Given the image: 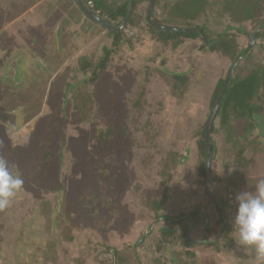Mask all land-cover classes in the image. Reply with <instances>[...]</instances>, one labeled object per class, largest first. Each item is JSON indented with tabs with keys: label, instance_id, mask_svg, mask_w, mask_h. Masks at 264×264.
Here are the masks:
<instances>
[{
	"label": "trees",
	"instance_id": "16d2710c",
	"mask_svg": "<svg viewBox=\"0 0 264 264\" xmlns=\"http://www.w3.org/2000/svg\"><path fill=\"white\" fill-rule=\"evenodd\" d=\"M73 1L84 14L76 0ZM136 1L138 0H135L134 4ZM143 1L149 7L156 4V0ZM82 2L85 7L87 2L91 3L90 8L86 7L87 10L105 25L90 19L85 14L84 16L96 27L103 29L109 41H105L100 50L77 59L75 73L79 75L65 77L63 71L55 69V64L47 58L46 52L36 51L31 56L27 52L28 60H26L22 54H19L21 51H27L26 45H22L20 51L14 53L16 60L14 59L13 64L30 62L29 64L34 65L35 71L41 70L44 73L40 76L41 80L45 79V84L41 86L43 90H37V94L46 93L47 84L55 86V83L49 79L53 76L50 72L58 71V80H67L62 90L66 97L64 95L59 117L60 126L57 127L58 137L55 142L48 137V131L51 120L56 117L47 114L42 118L45 120V125L43 123L35 125L34 129L32 128L33 133L25 137L24 146L21 149L17 146H9L11 138L25 128L30 119H41L42 111H44L43 106L40 105L42 100H34V98L29 102L24 100L23 106H18L20 108L10 103L6 107L0 106V158L8 161L13 176L23 179L24 183L20 190L29 191L35 197L28 211L29 217L32 216L31 220L24 215L15 221L18 208L13 209L10 206L12 203L6 207L5 213L0 211L2 218L10 214L14 222L11 239L4 240L0 237V264L45 263L48 252H45L43 246L36 245L34 239L23 245L20 237L43 235V232L47 230L50 235L47 239L50 247L53 245L51 248H55L57 238L51 235V232L65 220L67 224L75 225L77 228L71 232L70 242L79 230L89 231L87 236L91 238L94 246L92 252L96 251L97 239H103V241L107 239L105 233L98 232L99 229L113 227L118 243L133 251L131 259L133 264H140L138 262L140 246L150 236L156 235H159L157 250L161 245L171 242H175L176 246L185 247L180 254L172 253L173 264H196L194 249L198 247L211 248L215 255L221 254L223 257L225 254L224 257H227L231 250L239 246L235 243L236 233L232 225L227 222L228 200L216 197L210 190L214 182L211 165L217 154L213 136H218V130L223 129L224 142H227L231 148L236 147L238 142L241 145L249 136L252 141L260 138L264 140V62L249 75L240 76L236 73L240 61L255 45V39L263 38L264 40V24L262 33L255 31L251 35L240 27L233 28V24L238 21L245 22L258 16L261 1L168 0L172 3L171 12L175 22L171 25L158 23L148 13V17H142L141 22L136 21L134 5L127 18L131 0H126L116 8L110 7L103 0H82ZM126 18L127 22H125ZM218 20L222 21L221 24L226 22V25L216 38L209 39L206 29L220 24ZM133 28L134 34L125 33L127 29ZM58 29L56 38L60 41L63 34ZM47 33L49 31H45V34ZM237 36H245L248 44L238 46ZM192 42L198 43L199 46L196 51L189 49V62H192L191 57L194 54L216 53L221 59L229 60L230 64L224 78L217 80L210 91L209 103L206 110L200 113L202 120L198 122L191 119L193 114L187 112V108L191 106V100L197 97L195 89L197 81L194 82L197 78L190 72V66L182 72L169 69L166 66L169 56L164 53L169 47L170 55L173 56ZM45 44L47 48V43ZM121 61L123 64L116 67ZM126 63H131L129 69L125 67ZM4 65H10V61L2 56L0 71ZM232 67L227 85L223 90ZM113 68H116L114 74L110 71ZM19 71L22 73V70ZM155 71L160 72L162 78L168 79L170 88L168 91L171 92L173 103L176 101L181 106L180 109L175 110L173 107L171 110L175 114L174 123L165 119V109L168 106L166 101L163 102V98L166 94L159 95L157 91L159 87L153 79ZM105 76H108L113 85H121L120 88H122L112 91L115 87L112 86L109 92L103 91L101 83L109 80ZM36 84V82L32 84L31 90H36L33 87ZM13 92L14 90L9 93L0 91L3 98L10 100L11 103L14 98L18 99ZM68 94L73 101L74 118H79L70 123V127L73 125L75 130L74 136L70 134L68 127L69 113L67 114L66 111ZM159 96L162 97L161 100H158ZM213 109L207 149L205 130ZM2 113L4 115H1ZM215 123L219 127L218 130L215 129ZM181 125L183 126L181 131L180 129L177 131ZM167 132L169 135L165 138ZM181 137L184 139L190 137L184 149H180L177 145ZM155 139L158 140V145H155ZM152 142L153 144H150ZM166 143L169 144L166 146ZM70 149L73 155L68 156L67 151ZM246 149L240 148L239 155H243ZM192 150L201 158L198 164V177L202 179L200 182L208 188V197L215 207L213 216L216 218L206 217L197 212H192L186 217L170 216L168 213L170 208H173L168 191H171L172 186L176 185L179 179L178 167L175 165H182L189 161ZM263 150V148H257L256 152ZM141 151H146V158L152 161L153 165L149 167L152 171L149 173L144 170L128 171L126 167L123 165L120 167V163L114 161L117 155H128L130 159L138 160L137 157H140ZM67 160L68 166H64ZM62 169L66 174L62 172ZM127 171L131 178L128 183L125 181L124 189L127 193L124 196V193L121 194L123 188L119 183L122 182ZM136 173L139 176L134 178L132 175ZM236 175L235 171L230 174V181L227 183V186H230L228 195H234L240 191L238 182L234 181ZM180 178L189 179L187 176ZM140 179L143 182L145 179H154L152 188L142 189ZM77 184L80 186L77 187L78 193L74 200L76 211L71 216L67 214L68 212H63L61 207L66 194L71 187L75 190ZM12 201L13 198L10 202ZM54 215H57V220H51ZM195 217L200 219L201 227L206 233L212 231V228H208V221L215 220L218 226L216 235L194 239L192 233L196 227ZM2 218L0 221L3 220ZM78 219L82 221L80 226L76 224ZM141 220H146L148 223L143 227L144 230L138 232L137 227L141 225ZM122 222L126 223L127 227H121ZM29 230L32 233H29ZM135 230L138 232L136 237L133 236ZM179 230H181L180 233H178ZM131 241H134L133 245L127 246ZM106 252L113 259L119 255V251L114 246L107 247ZM179 255L184 256L188 261L180 263L176 260ZM239 256L238 264H248L246 255L239 254ZM91 260L95 264H102L96 256ZM116 261L119 262L118 264L128 263L122 254Z\"/></svg>",
	"mask_w": 264,
	"mask_h": 264
},
{
	"label": "rangeland",
	"instance_id": "374dc122",
	"mask_svg": "<svg viewBox=\"0 0 264 264\" xmlns=\"http://www.w3.org/2000/svg\"><path fill=\"white\" fill-rule=\"evenodd\" d=\"M55 2L57 5H61L63 16H60L61 11L58 12V14L53 15L54 16V23L59 28V32L64 34V44H58L57 48H52L51 50H48L46 48V55L47 58L51 59L52 62L55 64V69H57L59 66H63L64 60L69 57V55L72 53L73 46L75 49L80 44H83V41L87 38V31L82 26H86L91 24V22L88 23V20L85 19L82 23L83 25H80V28L76 29L75 27H78L77 21L79 20V17H77V12L75 13V5L73 0H66V4L62 3L63 0H51ZM106 4H108L112 8H116L117 6L124 3L126 0H103ZM261 1V9L259 10V15L255 16L254 18L242 22L238 21L233 24V28L240 27L244 29V31L251 35L255 31L263 32L262 25L264 24V0ZM19 6L21 5L18 4ZM56 5V6H57ZM85 5V4H84ZM171 5L172 3L168 2V0H156V4L149 10V6L147 3L143 0L136 1V4H134L135 9V15H136V21L140 20L142 21V17L147 16V13L150 11V17L153 18V20L157 21L158 23H162L165 25H171L175 24L173 21V13L171 12ZM130 6V5H129ZM86 7L90 8L91 6L86 4ZM53 9V6L51 7ZM37 9V8H35ZM40 9V7L38 8ZM50 18H48V22ZM180 22V20H178ZM220 24L213 25L211 27H208L206 29V34L208 35L209 39H214L217 37L218 34L221 33L224 25L221 24L222 21L218 20ZM178 22V23H179ZM177 23V22H176ZM181 23V22H180ZM94 28L92 31L96 32L98 31L97 28L93 24H91ZM36 27H30L27 28L28 31H33V29ZM52 29V28H51ZM52 31V30H51ZM129 31H134L133 29H129ZM128 31V32H129ZM127 34V31L125 32ZM236 42L238 46H246L248 44V39L245 36H237ZM199 44L196 42L189 43V45L183 49H181L179 52L174 54L173 56L170 55V48L167 47L165 50V55L169 56V58L166 60V66L169 69L175 70V71H186L188 67L190 66V72L193 73V75L197 78V80H194L197 86H196V93L197 97H194L195 99L191 100V106L187 108V112H190L194 116H192L191 119H195L198 121H201V115L204 110H206V107L209 103V96L210 91L212 90L213 86L215 85V82L219 80L220 78L223 79L226 75L227 69L229 68V60L227 59H221L218 57L216 53H201L198 55L194 54L191 57V61L189 62V49L197 50ZM117 62V61H116ZM115 62V63H116ZM264 62V40L263 38H257L255 39V45L250 50V52L240 61V65L238 66V69L236 70V73L240 76H246L249 75L250 72L254 69L259 68L262 63ZM30 62H23L22 64L14 63L16 67L12 65L10 62V65H4V69L2 68V71H0V91L1 92H10L11 90H14L13 94L16 93V98L13 99L12 103L10 100L4 99L3 95L0 93V106H7L9 103L14 106L18 107L20 105L23 106V101L27 100L33 101L34 100H42L40 105L43 106L44 111H42L43 116L40 117L41 119H30V121L27 123V126L25 128H22L20 132L14 136H12L10 145L9 146H17V148H23L24 146V139L26 136L31 135L33 133L34 126L37 124L43 123L45 125V116L53 117L55 116L56 119L51 120V125L49 127L48 131V137L52 140V142H55L56 138L58 137V129L57 127L60 126V110L63 106V98L64 93L62 90L65 87L66 81H59L58 78V71H51L50 73L53 75L52 78H49L53 83H55V86L52 84L50 86L45 88L46 93L44 94H37V90L41 89V86L45 84V79L43 78L41 80L40 74L42 73L41 70L35 71L34 65L32 66L29 64ZM35 63V62H34ZM7 64V63H6ZM120 64H123V61L118 62L116 67ZM131 66V63H126L125 67L129 69ZM116 69V68H115ZM113 68L111 71L112 74H114L116 71ZM19 70H22V73H20ZM18 72V74H16ZM42 73L41 75H43ZM78 74V73H77ZM156 74V75H155ZM79 75V74H78ZM74 76V72L73 75ZM105 78L109 79L108 76H105ZM153 79L155 80L154 83L159 87L157 91H159V95L161 93H165V97L163 98V102L166 101V105L168 106L167 109H165V119L168 121H172L175 118L174 111H171L173 107H175V110L180 109V104H177L176 101L173 103L171 92L169 88V82L167 78H162L160 75V72L155 71L153 72ZM193 81V80H192ZM37 83L36 85H33L36 90H31L32 84ZM209 82V83H208ZM103 91L110 90L113 87L112 91H116L117 89H121V85H113L110 79L107 82L101 83ZM30 87V90H29ZM43 90V89H41ZM59 90V93H58ZM33 91L34 93H30ZM48 92V93H47ZM62 92V93H61ZM168 92V93H167ZM15 97V95H14ZM66 97V95H65ZM162 97L159 96L158 100H161ZM18 100V101H16ZM68 105L66 108L67 111V120L69 122V132L70 134L75 135V130L73 125L70 127V123L73 121L79 120V118L75 119L74 112L72 110L73 101L71 98V95H67ZM170 101V102H169ZM170 103V104H169ZM40 107V106H38ZM170 107V108H169ZM200 107V108H199ZM20 108V107H18ZM17 108V109H18ZM53 113V114H52ZM1 115H4L3 113ZM196 115V116H195ZM200 115V116H199ZM201 119V120H200ZM194 120V121H195ZM161 121V120H160ZM196 122V121H195ZM174 123V122H173ZM172 123V125H173ZM179 123V121H178ZM72 124V123H71ZM88 125V124H87ZM84 126V125H83ZM89 126V125H88ZM87 128V126H84ZM177 127V126H176ZM183 126L181 125L179 128H177V131ZM33 128V129H32ZM175 128V127H174ZM215 129H219V127L215 123ZM223 129L218 130V136L214 135L213 138L216 141L217 146V154L214 157V161L212 162L211 169H212V177L214 179L213 185L211 186L210 190L214 193V195L218 198H222V200L226 199L228 200V204L226 207L228 220L227 222L231 225L230 219L231 216L234 213V207H233V196L234 195H228L230 191V186H227V183L230 181V174L231 172L235 171L236 176L234 177V181L238 182V186L240 191H254L256 184L260 180H264V150L261 152H256L257 148H263L264 149V140L262 138L257 139V141H252L251 137L249 136L246 141L242 142L241 145L238 142L236 147L231 148L227 142H224L225 135L223 134ZM42 135V133H41ZM169 135V132L166 133L165 138ZM189 138L184 139V137L180 138L177 142L178 147L180 149H184L185 145L188 144ZM158 140H154L155 145L157 144ZM167 142V140H165ZM169 142V141H168ZM246 142V143H245ZM150 144H153L150 143ZM161 143H159L160 145ZM169 143H166V146ZM191 144V143H190ZM158 145V144H157ZM259 146V147H258ZM193 147V146H192ZM240 148H247L243 155H239L238 150ZM179 149V148H178ZM179 149V150H180ZM67 155L71 156L73 155V151L70 149L67 151ZM139 156V155H138ZM146 151H141L140 157H137L138 160L130 159L128 155H117V158L114 160L115 163L119 162L120 167L122 165L126 167L125 169L128 171H143L144 172H151L152 170H149V167H151L153 164H151L152 161H150V158H146ZM168 159V157L166 156ZM246 159V160H245ZM19 160V158H18ZM31 160V159H27ZM171 160V159H170ZM245 160V161H243ZM113 161V162H114ZM201 161V158L198 157L195 152L191 151V157L189 161H186L185 164L182 165H175L178 167L177 174L179 176V179L177 180V184L172 186L171 191H168L169 197L172 200L171 203L173 204V208H170L169 215L170 216H179L183 215V217L188 216L192 212L202 213L203 216L206 217H213V214L215 215V207L213 203L210 201L208 197V188L204 185V183H201L202 179L198 177V164ZM68 160L64 163V166H68ZM171 165V163L169 164ZM126 172V175L124 176L123 180H121L119 183L120 186L123 188V192L121 193L124 196L127 193L126 189H124L125 181L126 183L129 182L131 175ZM62 172H64V169H62ZM134 178L135 176H139V174L136 173V175H132ZM187 176L189 179H181L180 177ZM132 177V178H133ZM241 178V180H240ZM159 179V178H157ZM154 180V179H153ZM153 180L152 179H145L143 182L140 179V187L143 189H151L153 186ZM138 181V180H137ZM136 181V182H137ZM48 184L50 182H47ZM80 185L77 184L75 186V190L71 187L68 194H66L62 211L68 212V215L72 216V213L76 211L75 209V197L77 195V187ZM155 189V188H154ZM226 196V197H225ZM41 199V197H39ZM35 199L31 192L20 190L17 192L16 196L13 198V201L9 203V205L13 209H17L15 221H18L21 219L24 215L25 217H28V219H32V216L29 217V212L32 204V200ZM140 199V197H138ZM6 208L0 209L1 212H4ZM5 213V212H4ZM12 214V212H11ZM143 214V213H141ZM3 217V215H2ZM0 216V219L2 218ZM57 215H54L51 220H57ZM3 220L0 221V237L9 238L11 239L12 236V230L14 229V226L12 225L13 218L8 214V216L5 218H2ZM64 221V220H63ZM68 222L65 220L60 226L54 229L53 232H51V235H55L57 238V243L55 248L50 247V243L48 242L49 238V231L45 230L43 232V235H37L35 236H27L23 235L20 237L21 243L23 245L30 243L31 239H34V243L36 245L43 246L42 248L45 250V252H48L46 262L43 264H95L92 262V257L96 256L99 260L102 261V264H118L119 262L116 261L118 257L122 254L126 257L128 260L127 264H133L131 262L132 259V250L128 247H125L124 245H121L117 241L116 235H114V229L113 227H109L108 229H99V233H105L107 235V239L103 241V239H97V245L96 251L92 252L94 249L93 244L91 243V238L87 236V230H79L72 241L70 242L71 232L73 230H77L75 225L67 224ZM82 221L78 219L77 226H80ZM146 220H141L140 224L137 227L138 232L141 230H144L143 227L146 226ZM83 225V224H82ZM195 230L194 233H192V236L194 239H200L203 236L208 237H214L216 235L217 231V224H215V220H209L208 221V228H212L211 232L206 233L205 229L202 226V222L198 217H195V224H194ZM121 227L125 228L127 227V224H123V222L120 225ZM186 227V224H185ZM184 228V226H182ZM137 230L134 231L133 236L136 237L138 234ZM181 230L178 231L180 233ZM29 233H32L29 230ZM54 238V237H53ZM159 240V235L156 236H150L142 246L139 249V258L138 262L140 264H173L172 263V253L177 252L180 254V252H183L185 250V247L182 245H175V242H171L170 244H163L161 245L160 249L157 250V241ZM134 241H131L127 246H132ZM102 243V244H101ZM105 243V245H103ZM236 243V242H235ZM234 243V244H235ZM114 246L117 251H119V255L116 256V258L113 257L106 252L107 247ZM47 250V251H46ZM195 256H196V264H238L240 261V255H246V263L248 264H257L256 260V253L252 249H244V248H237L235 250H231L230 254L227 257L224 258L221 256V254L215 255L214 251L211 248L208 247H201V248H195ZM120 252H122L120 254ZM124 252V253H123ZM51 253V255H50ZM180 256V257H179ZM176 257V260H178L180 263L184 261H188L184 258V256L179 255ZM131 262V263H130ZM4 264V263H1Z\"/></svg>",
	"mask_w": 264,
	"mask_h": 264
},
{
	"label": "crops",
	"instance_id": "0c3cea01",
	"mask_svg": "<svg viewBox=\"0 0 264 264\" xmlns=\"http://www.w3.org/2000/svg\"><path fill=\"white\" fill-rule=\"evenodd\" d=\"M66 2V0L62 1L64 4ZM20 3L21 5L19 6L18 4ZM56 5L51 0H0V57L4 56L13 64L15 59L14 53L20 51L22 45H26L27 51H21L19 54H22L26 60H28L26 57L27 52L30 56L32 53H36V51L41 53L46 52L45 43H47L48 50L57 48L58 44L63 45L64 34L60 41L56 38L58 27L54 23L53 15H57L61 11L60 16H63L61 5ZM74 5L76 8L75 13L77 12V17H79L77 21L78 27H75L78 29L80 25H83L82 23L86 17L75 3ZM52 6L53 9L51 8ZM39 7L40 9H38ZM48 18L52 22H48ZM91 24L94 25L92 22ZM91 24L82 26V29L84 28L88 33L87 38L77 49L73 46L72 53L64 60L63 66L57 68L58 71H63L65 77H70V75H73V72L74 75H77L75 73L76 62L80 56L91 55L96 50H100L105 41H109L103 29L94 25L98 31L93 32L92 29L94 27ZM30 27L36 28L33 31H28L27 28ZM45 31H49V33L45 34ZM48 86L47 84L46 88Z\"/></svg>",
	"mask_w": 264,
	"mask_h": 264
},
{
	"label": "clouds",
	"instance_id": "9594fccd",
	"mask_svg": "<svg viewBox=\"0 0 264 264\" xmlns=\"http://www.w3.org/2000/svg\"><path fill=\"white\" fill-rule=\"evenodd\" d=\"M24 181L13 176L8 161L0 158V209L8 207ZM234 213L230 222L236 233V243L256 253L257 264H264V180L254 191H238L233 196Z\"/></svg>",
	"mask_w": 264,
	"mask_h": 264
},
{
	"label": "water",
	"instance_id": "95a60500",
	"mask_svg": "<svg viewBox=\"0 0 264 264\" xmlns=\"http://www.w3.org/2000/svg\"><path fill=\"white\" fill-rule=\"evenodd\" d=\"M134 1L135 0H131V3H130V6H129V12H128V15H127V18L129 16V14L131 13L132 11V8H133V5H134ZM152 1V0H150ZM77 4L79 5V7L82 9V11L84 12L85 15H87L90 19L100 23L101 25H105L103 22H101L97 17H95L92 13H90L87 8L84 6L82 0H76ZM152 8V5L150 7L149 10H151ZM150 13V11L148 12V14ZM148 17V15H147ZM127 18L125 19V22H127ZM125 24V23H124ZM123 24V25H124ZM233 67L230 69V72L227 76V79L225 81V84H224V87H223V90L225 89L226 85H227V82H228V79L230 77V74H231V71H232ZM217 104V103H216ZM216 107V105L214 106V108ZM213 112H214V109L211 111L210 113V116H209V120H208V123H207V126H206V130H205V143H206V146H207V149H208V144H209V129H210V125H211V119H212V115H213ZM208 167H209V156L207 158V162H206V169L208 171Z\"/></svg>",
	"mask_w": 264,
	"mask_h": 264
},
{
	"label": "built area",
	"instance_id": "2783aa9c",
	"mask_svg": "<svg viewBox=\"0 0 264 264\" xmlns=\"http://www.w3.org/2000/svg\"><path fill=\"white\" fill-rule=\"evenodd\" d=\"M87 4L91 6V3L87 2ZM126 31H127V34H129V35H132V34H134V32H135V30H134V31H129V29H127ZM126 31H125V32H126ZM128 31H129V32H128Z\"/></svg>",
	"mask_w": 264,
	"mask_h": 264
}]
</instances>
